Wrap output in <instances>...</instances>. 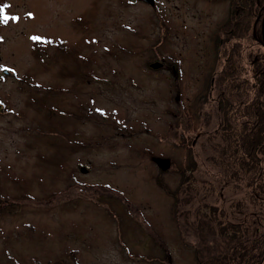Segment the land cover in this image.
<instances>
[{
  "label": "rangeland",
  "instance_id": "374dc122",
  "mask_svg": "<svg viewBox=\"0 0 264 264\" xmlns=\"http://www.w3.org/2000/svg\"><path fill=\"white\" fill-rule=\"evenodd\" d=\"M230 3L0 0V264L196 263L156 178L212 151Z\"/></svg>",
  "mask_w": 264,
  "mask_h": 264
},
{
  "label": "trees",
  "instance_id": "16d2710c",
  "mask_svg": "<svg viewBox=\"0 0 264 264\" xmlns=\"http://www.w3.org/2000/svg\"><path fill=\"white\" fill-rule=\"evenodd\" d=\"M230 1L216 69L196 97L217 121L198 132L212 151L201 158L188 145L190 161L173 170L175 187L156 178L182 243L194 239L195 264H264V0Z\"/></svg>",
  "mask_w": 264,
  "mask_h": 264
},
{
  "label": "water",
  "instance_id": "95a60500",
  "mask_svg": "<svg viewBox=\"0 0 264 264\" xmlns=\"http://www.w3.org/2000/svg\"><path fill=\"white\" fill-rule=\"evenodd\" d=\"M140 1H143L151 6H154L156 4L155 0H140ZM263 11H264V5H263ZM261 31H262V40L264 42V16H263L262 23H261ZM163 66L164 64L160 61H154L150 64V67L155 70L160 69ZM0 109H1V104H0ZM81 171L86 172L87 170L84 167H82Z\"/></svg>",
  "mask_w": 264,
  "mask_h": 264
},
{
  "label": "snow or ice",
  "instance_id": "6c2138e0",
  "mask_svg": "<svg viewBox=\"0 0 264 264\" xmlns=\"http://www.w3.org/2000/svg\"><path fill=\"white\" fill-rule=\"evenodd\" d=\"M0 16H3V10L2 9H0ZM7 20H8V17L7 16H3V21L2 22H7Z\"/></svg>",
  "mask_w": 264,
  "mask_h": 264
},
{
  "label": "flooded vegetation",
  "instance_id": "af4514ba",
  "mask_svg": "<svg viewBox=\"0 0 264 264\" xmlns=\"http://www.w3.org/2000/svg\"><path fill=\"white\" fill-rule=\"evenodd\" d=\"M136 1H140V0H136ZM156 1V0H155ZM140 2H143V1H140ZM145 3V2H144Z\"/></svg>",
  "mask_w": 264,
  "mask_h": 264
}]
</instances>
